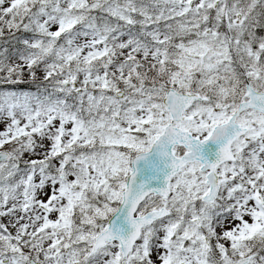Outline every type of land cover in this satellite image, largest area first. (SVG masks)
<instances>
[{
  "label": "snow or ice",
  "instance_id": "1",
  "mask_svg": "<svg viewBox=\"0 0 264 264\" xmlns=\"http://www.w3.org/2000/svg\"><path fill=\"white\" fill-rule=\"evenodd\" d=\"M0 264H264V0H0Z\"/></svg>",
  "mask_w": 264,
  "mask_h": 264
}]
</instances>
